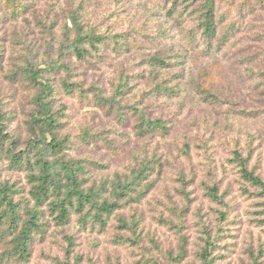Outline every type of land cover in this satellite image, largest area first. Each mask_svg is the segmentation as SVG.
Returning a JSON list of instances; mask_svg holds the SVG:
<instances>
[{
  "label": "rangeland",
  "instance_id": "374dc122",
  "mask_svg": "<svg viewBox=\"0 0 264 264\" xmlns=\"http://www.w3.org/2000/svg\"><path fill=\"white\" fill-rule=\"evenodd\" d=\"M189 1L0 0V187L21 224L35 209L42 224L21 258L0 204V264H205V249L213 264H264V193L234 156L264 181V0H216L211 42ZM72 17L108 36L102 53L77 58ZM41 84L57 155L38 148L52 138L34 122ZM40 155L81 164L83 187L119 208L99 223L72 207L60 224L56 197L37 208L31 196Z\"/></svg>",
  "mask_w": 264,
  "mask_h": 264
},
{
  "label": "trees",
  "instance_id": "16d2710c",
  "mask_svg": "<svg viewBox=\"0 0 264 264\" xmlns=\"http://www.w3.org/2000/svg\"><path fill=\"white\" fill-rule=\"evenodd\" d=\"M192 4L191 7L197 5L193 8L195 19L199 21V27H201V37L208 42H211L217 36L218 26L216 24V13L215 5L216 0H190L187 4ZM199 6V11L195 14ZM74 31L76 33V38L74 40L73 51L77 58L85 59L88 55L95 53L99 55L102 53L103 48L107 45L106 41L108 36L96 34L92 31H87L84 27L78 24L76 17H72ZM89 45V46H86ZM89 48V49H88ZM155 63L161 68H167L170 64L166 62L163 58H154ZM180 60V57L175 58V62H171V69L174 65H178L176 62ZM39 70H29V78L32 83L37 84L39 82ZM171 84L173 81L171 80ZM42 85V84H41ZM162 83L156 85L158 91L164 93H175V89L167 88ZM51 91L48 84H43L41 91L37 95V116L34 117V122L42 130V135L52 136L51 141H42L39 149L48 152L53 155H57L62 151L64 143L57 139L54 134V128L57 126L56 115L52 112V107L50 101H44L46 97V92ZM1 123V122H0ZM163 122L161 120L147 121L145 125L142 126V130L145 133L154 131L157 128H163ZM7 138L2 131H0V143L3 139ZM235 162L241 167V174L244 179L249 180L253 185L260 187L264 193V181L257 176L255 173L248 171L246 167V161L242 158L239 152L234 153ZM15 164L20 166L23 163L24 155H17L13 158ZM39 165V173L36 176H32V181L35 183L32 188L31 196L37 208L41 207L44 203L49 201L52 197H56V202L53 203L54 209L58 212L57 220L60 224H67L70 218V208L75 207V211L80 214L81 219L86 218L84 211L87 208V215L92 210L96 211L94 218L103 223V217H109L119 205L117 202H98L96 200V192L94 189H86L83 187L84 181L80 179V172L82 169L81 164L73 163L70 161H65L62 158H56V160H49L40 155L37 160ZM59 165V167H58ZM134 184H119L117 187L119 194L123 197L126 193L133 189ZM214 194L212 195L215 201H217L216 194L217 186L214 187ZM13 190L8 186L4 185L0 187V204L4 205L7 212V223L9 224V229L16 231V234L12 240L13 248L15 253L21 258H27L29 255V245L33 237V233L41 230L42 224H40V211L35 209L28 212V218L21 224L20 222V211L19 206L14 202ZM91 214V215H92ZM90 215V214H89ZM93 216V215H92ZM210 253L208 249H205L203 253V260L205 264H213L210 261Z\"/></svg>",
  "mask_w": 264,
  "mask_h": 264
}]
</instances>
